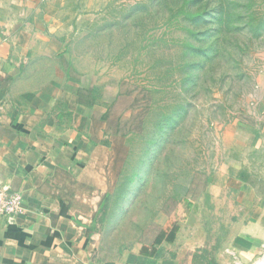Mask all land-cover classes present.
<instances>
[{
	"label": "crops",
	"instance_id": "1",
	"mask_svg": "<svg viewBox=\"0 0 264 264\" xmlns=\"http://www.w3.org/2000/svg\"><path fill=\"white\" fill-rule=\"evenodd\" d=\"M65 2L0 0V186L23 202L0 218V264H104L100 221L123 137L74 53L82 37L56 11ZM245 132L201 195L161 216L162 241L125 264H264V102Z\"/></svg>",
	"mask_w": 264,
	"mask_h": 264
},
{
	"label": "rangeland",
	"instance_id": "2",
	"mask_svg": "<svg viewBox=\"0 0 264 264\" xmlns=\"http://www.w3.org/2000/svg\"><path fill=\"white\" fill-rule=\"evenodd\" d=\"M56 11L82 37L74 53L123 137L97 262L125 264L162 241L161 216L200 196L256 123L264 0H66Z\"/></svg>",
	"mask_w": 264,
	"mask_h": 264
},
{
	"label": "built area",
	"instance_id": "3",
	"mask_svg": "<svg viewBox=\"0 0 264 264\" xmlns=\"http://www.w3.org/2000/svg\"><path fill=\"white\" fill-rule=\"evenodd\" d=\"M23 212L22 196L8 193L0 186V218L19 215Z\"/></svg>",
	"mask_w": 264,
	"mask_h": 264
}]
</instances>
